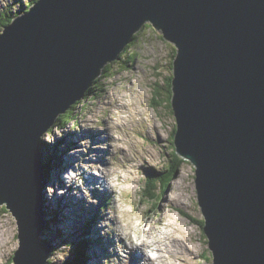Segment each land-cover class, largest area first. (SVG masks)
<instances>
[{
  "label": "water",
  "instance_id": "obj_1",
  "mask_svg": "<svg viewBox=\"0 0 264 264\" xmlns=\"http://www.w3.org/2000/svg\"><path fill=\"white\" fill-rule=\"evenodd\" d=\"M146 23L176 47V154L213 264H264V0H36L0 32V205L11 264L48 263L42 137Z\"/></svg>",
  "mask_w": 264,
  "mask_h": 264
},
{
  "label": "rangeland",
  "instance_id": "obj_2",
  "mask_svg": "<svg viewBox=\"0 0 264 264\" xmlns=\"http://www.w3.org/2000/svg\"><path fill=\"white\" fill-rule=\"evenodd\" d=\"M30 1L0 0V11L23 9ZM147 26L113 62L110 73L98 81L95 97L78 108L77 119L43 135L42 162L48 167L42 198L47 207L48 226L42 237L53 242V255L49 257L52 263L68 262L80 238L79 249L84 247L85 255L93 244L110 242L107 237L111 235L106 230L114 217V225L119 226V230L115 226V234L123 236L120 243H115L114 252L105 250L100 254L101 249H97V259L92 263V255L86 264H128L126 255L132 249L129 237L137 238L135 242L139 244L148 233L156 236L159 232L181 239L195 249L181 254L187 257V263L179 260L180 255L172 260L182 264H213L208 239L201 228L204 215L190 162L181 165L166 193H161L159 187L155 193L161 194L154 200L145 197L148 173L172 163L171 153L175 150L172 132L176 127L172 108L168 106L169 93L164 88L172 75L176 47L151 24ZM130 53L135 58L130 59ZM100 154L101 165L97 162ZM83 165L95 175L105 169L106 173L112 172V176L104 173L103 177L109 189L101 186L98 190L93 181H87ZM108 197L110 205L106 202H110ZM85 199L89 206L84 209ZM160 220L165 222L160 224ZM103 224L105 230L100 228ZM0 235L7 238L1 263L11 264L18 246L17 224L4 205H0ZM147 249L145 253L150 250ZM148 253L154 256L156 252Z\"/></svg>",
  "mask_w": 264,
  "mask_h": 264
},
{
  "label": "bare ground",
  "instance_id": "obj_3",
  "mask_svg": "<svg viewBox=\"0 0 264 264\" xmlns=\"http://www.w3.org/2000/svg\"><path fill=\"white\" fill-rule=\"evenodd\" d=\"M172 73H173V67H172ZM83 133H86V132H83ZM82 133V134H83ZM98 136H100V139L99 140H102V135L98 134ZM105 138V137H104ZM106 139V138H105ZM59 142V141H58ZM76 142V141H75ZM99 143V142H98ZM106 143V142H105ZM81 145V144H80ZM96 146V145H95ZM107 146V145H106ZM111 146V145H110ZM102 148V147H101ZM101 150V149H100ZM94 152V151H93ZM105 152V151H104ZM40 155H42V145H40ZM78 156V154H77ZM101 156L98 155L97 156V162H99V157ZM95 157V156H94ZM87 162V161H86ZM67 163L70 164V160H67ZM88 163V162H87ZM90 164V163H88ZM99 164H103V163H100ZM110 167V166H109ZM82 169H83V175H86L85 178L87 177V174H88V177H87V181H93V185L98 189L100 190V187L101 186H104L106 190L109 189V186H107L105 184V181L103 180V177H104V173L105 175L109 174L112 176V172H108L106 173L107 169H105V172L102 171L99 172L98 174L99 175H95V174H91V172L89 173V171L85 168V166L83 165L82 166ZM109 169V168H108ZM81 173V174H82ZM47 175V174H46ZM94 180H99V183L95 182L94 183ZM91 187V186H90ZM94 187V188H95ZM79 188V187H78ZM92 188V187H91ZM111 188V187H110ZM84 196L81 197L82 199L85 198V194H83ZM109 198V201L108 200L106 201L107 203H111V198ZM91 200V198H90ZM80 201V200H79ZM82 205H83V208L84 206L88 207L89 205L86 203V199L85 201L82 202ZM60 207H62V205H60ZM85 209V208H84ZM70 221L72 220L71 218L69 219ZM112 222L110 224H108L107 226L110 227L109 230H106L107 233H109V235H111L110 237H107L109 239L110 242H103V243H97V244H93L90 248L87 249L86 251V255L88 256V258L90 256L93 255V257H91V261L92 263H94L93 259H97L96 256L98 257V252H97V249H101L100 251V254H103V251L105 250H108L110 252H114L115 250V243H120V240L121 237L120 235H117L115 234V229L116 227L118 228L119 230V226L117 225H114V222H116L114 220V217L111 218ZM165 221L163 220H160V224H163ZM103 225L100 226V228H102L103 230H105V228L103 227ZM116 226V227H115ZM151 228H154L153 226H151ZM152 231V230H151ZM157 233V232H156ZM155 234V233H154ZM1 236V239H0V257L2 256L3 252L6 251V246H7V238H4ZM147 238L146 239H142V241L139 243V244H136L135 241H137L136 239L137 238H130V243L132 244V249L130 250V252L126 255L127 257V261H128V264H182V263H179L177 260H172V259H177L179 257V260L182 258V260L187 263V257L185 255H181L182 253L184 252H187V251H190L192 249V251L195 252V249L193 248L192 245H188L186 244L183 240H179V239H176L174 236H171L170 234H166L165 232H159L156 236H152L150 235V233H148V235H146ZM142 237V236H141ZM140 237V238H141ZM150 237H155L156 239H151ZM139 239V238H138ZM127 245V244H126ZM130 245V244H129ZM173 246L175 247L173 249ZM131 247V245H130ZM145 248H148L150 250H154L156 253H154L155 255L154 256H150L149 255V251L147 253H145L144 249ZM121 249V248H120ZM147 249V250H148ZM179 250V251H178ZM122 251V250H121ZM127 251V250H126ZM91 252V253H89ZM152 252V251H151ZM191 252V251H190ZM119 252L117 253L116 251V255H118ZM193 254V253H192ZM135 255V256H134ZM125 256V255H124ZM106 257V256H105ZM123 259V258H122ZM114 261V260H113ZM118 261V260H117ZM3 263V262H2ZM1 263V259H0V264ZM88 264V262H87Z\"/></svg>",
  "mask_w": 264,
  "mask_h": 264
},
{
  "label": "trees",
  "instance_id": "obj_4",
  "mask_svg": "<svg viewBox=\"0 0 264 264\" xmlns=\"http://www.w3.org/2000/svg\"><path fill=\"white\" fill-rule=\"evenodd\" d=\"M35 1L36 0H31L26 8L28 9L30 6H32ZM11 16H12V13H11L10 9H6V10H4V12L0 11V26H1V28H4L5 25L9 24V22L11 21L10 20ZM147 25L148 24H146L144 27H148ZM136 37H138L137 34L134 35V40H136ZM131 43L127 46V48L131 45ZM128 57H130V59H133V58H135V55L130 53ZM173 58H174V56H173ZM172 62H173V60H172ZM112 64H113V62L107 64L104 67L103 72L100 75V77L95 79L93 81L92 85L86 91L85 98L83 100L78 101L77 103L73 104L65 113H62V114H60L57 117L55 124L53 125L52 128H50L48 130L46 135H49V133H52L53 132V128L62 129L63 125H67L69 122L77 119L76 117H77V114H78V108L81 105H84V103H86L85 101L91 100L92 98L95 97L93 94L96 91L98 81H100L101 78L107 76L110 73V69L112 67ZM172 76H173V73H172V75H170L167 78L168 83L166 84V87L164 86V88L169 93L167 95L169 100H170L171 94H172V91H171ZM155 97H158V96H155ZM157 100H158V98H157ZM156 103L159 104V102H156ZM168 106L171 107V104H168ZM175 131H176V127H174V129H173L172 135L175 134ZM44 142H45L44 138H42L41 145H43ZM41 161H42V155H41ZM171 162H172L171 163L172 166L171 165L169 167L165 166V167H163L160 170L159 169L158 170H153L152 169L148 173L147 178H146L145 197L150 198V200H154L155 197H157L159 194L166 193V191L168 190V188L170 186V182L175 178V176L177 175V173L180 170L181 165L185 162V160H183L181 157H179L176 154L175 150H173V152L171 153ZM47 167H48V165L45 166V178H44V181H45V179H47V175H46L47 174ZM194 172H195V169H194ZM159 187H160L162 192L156 194L155 192L157 191V189ZM60 210H61V208H60ZM203 224H204V221L202 220L201 221L202 230H203ZM81 239L82 238H80L78 240V242H76L74 244L75 245L74 254L70 258L71 264H86V261L88 259V257L85 255V252H83L84 247L81 250L79 249L80 248ZM43 241L46 242V243H49L47 240H43ZM85 241H87V237L85 238ZM52 244H53V242H52ZM53 248H55V247H53ZM50 252H51L50 256L53 255V253H52L53 251L51 250ZM52 262H53V259L52 258H48V263H52Z\"/></svg>",
  "mask_w": 264,
  "mask_h": 264
},
{
  "label": "clouds",
  "instance_id": "obj_5",
  "mask_svg": "<svg viewBox=\"0 0 264 264\" xmlns=\"http://www.w3.org/2000/svg\"><path fill=\"white\" fill-rule=\"evenodd\" d=\"M146 24H150V23H146ZM146 24H145V25H146ZM145 25H144V26H145ZM144 26H143L142 28H144ZM142 28H141V29H142ZM141 29H140V30H141ZM140 30H139V31H140ZM139 31H138V32H139ZM138 32L135 33V34H138ZM133 39H134V37H133ZM129 44H130V43H129ZM129 44H128V45H129ZM128 45H127V46H128ZM127 46H126V48H127ZM123 51H124V50H123ZM121 53H122V52H121Z\"/></svg>",
  "mask_w": 264,
  "mask_h": 264
}]
</instances>
